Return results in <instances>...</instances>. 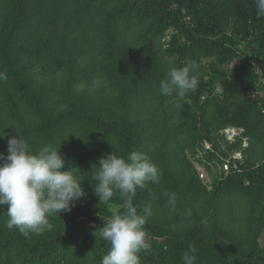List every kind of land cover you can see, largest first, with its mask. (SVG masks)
Masks as SVG:
<instances>
[{"label":"trees","instance_id":"16d2710c","mask_svg":"<svg viewBox=\"0 0 264 264\" xmlns=\"http://www.w3.org/2000/svg\"><path fill=\"white\" fill-rule=\"evenodd\" d=\"M160 1L164 0H0V71L7 74V80L0 81V154L8 155V140L18 135L33 152L51 143L60 148L65 170L74 172L85 191L73 210L49 218L51 231L29 238L6 227L7 206L0 207V264H101L110 243L90 236L79 220L67 218L99 200L94 192L99 159L113 151L125 157L132 151L143 152L158 166L160 182L138 188L133 204L138 212L150 205L152 221L165 217L171 232L184 226L206 234L205 225L213 220L218 225L224 209L231 208L233 201L222 203L219 198L211 202L220 208L208 209L203 220L183 212L189 197H184L182 188L188 190L187 185L198 180L186 159L187 151L195 153L205 142L214 146L222 124L216 118L207 122L211 101H200L195 92L183 98L160 94V81L168 71L157 29L158 10L160 15L168 11L158 5ZM174 1L177 10L172 15L183 19L181 24L197 41L215 38L220 45L227 40L237 43L218 35L200 0ZM250 4L254 24L255 0ZM254 43L255 60L264 66V42L255 36ZM249 75L255 87L253 72ZM96 78L104 84L91 90ZM79 84L86 86L83 91L76 90ZM188 96H193L192 102ZM178 153L183 159L176 161ZM239 169L250 185L264 182L260 166ZM250 185L245 186L244 197L241 194L247 217L241 222L225 213L230 217L228 225H243L240 231L247 238L255 225L258 233L264 224L252 214L264 193L258 198ZM175 188L180 195L172 193ZM200 191L206 193L202 184ZM199 193L194 192L195 198ZM119 196L114 193L109 202ZM123 204L106 214L123 211ZM248 241L249 247L224 240L195 246V264H264V246ZM189 245L193 244L168 237L162 250L139 254L140 264L149 260L182 264Z\"/></svg>","mask_w":264,"mask_h":264},{"label":"rangeland","instance_id":"374dc122","mask_svg":"<svg viewBox=\"0 0 264 264\" xmlns=\"http://www.w3.org/2000/svg\"><path fill=\"white\" fill-rule=\"evenodd\" d=\"M250 3L251 0H200L203 13L208 16L218 35L232 37L237 41L233 43L227 40L224 45H220L215 38L200 42L192 37L187 25L181 24L183 19L171 13L177 10L174 0H164L158 4L168 11L160 15L158 10L157 22L160 50L163 51V62L167 70L173 66H183L187 60H195L200 69L199 85L194 96L200 98V101H211L207 122L212 123L216 118L222 124L214 146L205 142L203 148L199 147L195 153L187 151L186 159L198 180L191 186L187 185L188 190L182 188L184 197H189L188 205L183 212H188L192 217L195 215L199 221L206 217L208 209L213 211L220 208L211 200L216 201L220 198L222 203L231 200L233 204L230 209H224L218 225H214V220L205 225L206 234H203L201 229L184 226L178 231L175 230L176 232H171L165 217L156 221L150 218L145 225L149 249L139 254L162 250L168 237L196 247L214 244L219 240L235 246L237 243L239 246L245 243L249 247V239H254L260 246H264V224L258 233L255 232V225L252 236L247 238L246 234L240 231L243 225L238 228L230 227L227 223L230 217L226 216L231 214L232 217H238V220L241 218V222L244 220L243 216L247 217L242 206L245 199H242L241 194L244 197L247 190L245 186H249L250 183L239 167L247 171L260 166L261 170H264V66L260 65L254 56L256 49L254 37L264 42V19L256 17L255 25L253 24L254 20L249 14L250 10L253 12ZM250 71L255 76V87L251 85ZM188 97L187 100L192 102L193 96ZM216 109H220L217 115ZM181 154L174 156L176 161L183 159ZM200 184L206 187L205 194L200 191ZM250 186L252 190H256L258 198H262L264 182ZM175 189L172 193L178 194L177 188ZM194 192L201 193L195 198ZM219 192H222V195L217 196ZM238 199L240 201H236ZM263 199L257 201L255 211L252 212L253 217L262 220ZM123 202L121 196L113 202L97 199L90 208H83L67 219L79 220L84 230L97 239L101 237L100 228L111 217L106 212L119 208ZM212 232L213 235L208 237ZM147 264H152V261H147Z\"/></svg>","mask_w":264,"mask_h":264},{"label":"clouds","instance_id":"9594fccd","mask_svg":"<svg viewBox=\"0 0 264 264\" xmlns=\"http://www.w3.org/2000/svg\"><path fill=\"white\" fill-rule=\"evenodd\" d=\"M256 16L264 19V0H255ZM81 64L85 60L79 61ZM200 65L187 60L180 67H170L160 81L162 95L175 93L183 98L195 92L199 85ZM6 72L0 71V81H6ZM104 81L93 80L92 89ZM86 86L79 84L77 91ZM3 133H0L2 135ZM0 207L7 206L6 227L18 230L25 238L42 235L53 229L50 217L60 212H70L77 201L85 196L81 182L71 169L65 170V159L51 143L33 152L27 141L18 135L8 140V155L0 154ZM94 192L100 201L108 202L118 192L124 199L123 211H113L100 228V236L110 243L101 264H140L142 251L149 249L146 241L149 218L153 215L150 205L141 211L133 204L138 188L149 183H159L162 173L158 166L143 152L132 151L126 157L115 151L99 159ZM197 248L189 245L182 257V264H195Z\"/></svg>","mask_w":264,"mask_h":264}]
</instances>
